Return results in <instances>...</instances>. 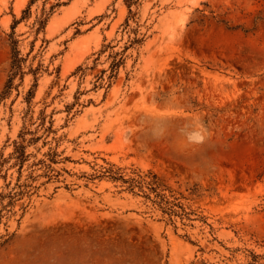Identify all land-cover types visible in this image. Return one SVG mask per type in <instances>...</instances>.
Here are the masks:
<instances>
[{
    "label": "rangeland",
    "instance_id": "obj_1",
    "mask_svg": "<svg viewBox=\"0 0 264 264\" xmlns=\"http://www.w3.org/2000/svg\"><path fill=\"white\" fill-rule=\"evenodd\" d=\"M29 1L0 0V264H264V0Z\"/></svg>",
    "mask_w": 264,
    "mask_h": 264
},
{
    "label": "trees",
    "instance_id": "obj_2",
    "mask_svg": "<svg viewBox=\"0 0 264 264\" xmlns=\"http://www.w3.org/2000/svg\"><path fill=\"white\" fill-rule=\"evenodd\" d=\"M35 2V0H30L29 1V4L27 6V8L23 11V14H26V12L29 11V7ZM58 4L56 5H52L50 7V12H53V8L55 6H57ZM50 14L51 13H48L46 14V16L44 18L42 17H39L37 18L35 21H34V24L33 26L35 27V35L36 37L38 36V34L44 30L46 24H47V21L50 17ZM25 16H23L20 20L24 19ZM20 20H15L13 22V24L11 25V30H12V33L10 34V46H11V59H10V67H9V74H8V77H7V81H6V84H5V87H4V90L3 92L1 93L0 95V100L2 98H4L10 91L11 89L13 88V82L15 80L16 77H19L20 79H23V76L26 74L24 72V68H25V64H26V61H27V57H22L21 54H20V51L18 50V41L14 39V28L15 26L20 22ZM41 68V65H39L38 67L36 68H31V66L28 68V73H30L32 76H33V79L34 81L36 82L37 80V73L39 72ZM28 96L30 97H27L28 98V102L30 101L29 98H31V93L28 92ZM141 178V177H140ZM143 182V181H142ZM19 187V186H17ZM152 191H156L155 189L156 188H150ZM21 194V192H14L12 193L9 192V196L11 197V199L14 198V196H17ZM1 195H0V199H1ZM1 203V202H0ZM1 205V209H0V212L2 210H6V207H9V206H12V202H9L7 205H3V204H0ZM13 235V234H12ZM11 235V236H12ZM10 238L4 240L2 243H0V247L2 245H4L5 243H7L9 241Z\"/></svg>",
    "mask_w": 264,
    "mask_h": 264
}]
</instances>
